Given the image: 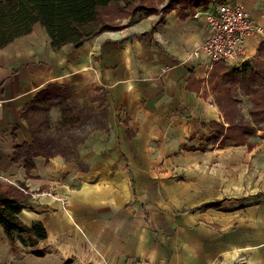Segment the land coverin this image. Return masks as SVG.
<instances>
[{
    "label": "crops",
    "instance_id": "0c3cea01",
    "mask_svg": "<svg viewBox=\"0 0 264 264\" xmlns=\"http://www.w3.org/2000/svg\"><path fill=\"white\" fill-rule=\"evenodd\" d=\"M224 4L242 7L264 29V0H144L145 12L80 49L54 51L37 24L0 50V185L9 179L33 193L20 220L45 225L48 239L40 246L61 264H264V192L241 196V180L229 177L224 190V181L200 165L217 160L226 167L228 154L243 152L231 140L213 141L211 125L225 120L211 77L254 65L264 72V33L249 38L234 65L190 58L211 36L209 14ZM52 84L75 89L83 106L96 108L92 99L103 97L108 127L82 143L80 163L39 157L27 172L13 161L16 148L31 142L23 116ZM50 117L61 121L57 108ZM161 162L174 163L175 180L163 176L158 188L135 187ZM157 194L174 197L182 214L192 209L193 216L142 221V207Z\"/></svg>",
    "mask_w": 264,
    "mask_h": 264
},
{
    "label": "trees",
    "instance_id": "16d2710c",
    "mask_svg": "<svg viewBox=\"0 0 264 264\" xmlns=\"http://www.w3.org/2000/svg\"><path fill=\"white\" fill-rule=\"evenodd\" d=\"M130 0H0V50L22 37L31 35L35 25L46 30L50 45L54 51L62 50L66 45L80 49L84 43L108 31H116V26L103 23L102 11L113 5ZM124 9L119 11V14ZM134 13V12H133ZM221 64V63H219ZM258 65V64H257ZM224 75L212 76L209 84L219 97L218 102L237 103L233 95L244 94L254 107L251 117L254 123L264 131V72L258 66L245 67L243 71L222 69ZM219 79L220 81H216ZM216 81V82H214ZM224 88V93L221 92ZM231 98V99H229ZM235 101H234V100ZM98 106H83L78 102L75 89L52 84L42 91L26 108L24 118L31 133V142H25L16 148L13 161L24 163L27 172L35 167V159L42 157L51 160L61 156L67 162L80 163L79 148L92 131L106 130L109 119L106 101L96 95L92 101ZM228 107V106H226ZM57 108L61 121L52 125L50 112ZM247 124H231L238 137H224L222 127L218 128L216 139L236 141L238 138L254 136L256 129ZM29 197L14 187L0 185V226L9 243L24 248L38 247L48 239L43 223L26 225L20 220L23 204Z\"/></svg>",
    "mask_w": 264,
    "mask_h": 264
},
{
    "label": "rangeland",
    "instance_id": "374dc122",
    "mask_svg": "<svg viewBox=\"0 0 264 264\" xmlns=\"http://www.w3.org/2000/svg\"><path fill=\"white\" fill-rule=\"evenodd\" d=\"M144 0H130L129 2H125L123 5L117 4L113 5L112 7L108 8L106 11H102V20L103 23L109 24L112 26H116L120 21L129 18L133 15H136L142 11L145 12L146 8L142 7V3ZM146 7L149 8V5L147 4ZM124 9V12L122 14H119V11ZM134 12V13H133ZM216 81H220L219 79H216ZM214 81V82H216ZM224 91V88L221 92ZM224 93V92H223ZM241 95H244L242 93L233 95L234 99L237 103H234L230 101L229 104L222 101V103L218 102V98H222L226 100V97L224 95L221 96H214V98L217 101L218 107L220 108V111L223 114L225 124H221L220 127H222L221 130H223L224 137H233L232 139H235L238 137L236 131L229 130L231 124L235 125H241V124H247L246 126L253 127L256 129V134L254 136H247L244 138H238L236 141H232L236 148L239 150H243L242 154H239L238 156H230L229 160L226 165V167H223L220 163L217 164V160L213 162L212 166H208L207 162H201L200 165L207 171V173L210 172V175L216 174L218 177L214 176L217 179H220L223 183L224 181V187L225 190L228 187V177L230 180H241V196L253 194L255 192H264V139L262 136L259 135L260 132H264L262 130V127H260L254 123V120L251 117V112L254 109L250 99L248 98L247 101L244 103L241 101L240 98ZM245 96V95H244ZM246 97V96H245ZM231 99V98H229ZM233 99V100H234ZM234 100V101H235ZM228 106V107H226ZM53 127H56L58 125L57 121H53L52 123ZM218 128H215V133L217 132ZM85 130L87 131H94L90 127H86ZM230 141V140H227ZM226 142H223V144ZM242 155V156H241ZM153 168L150 167L149 171L151 175H149V178L145 177H139L138 180H135L133 184L139 185L142 182L144 185L147 183L150 185V187L158 188L161 178L163 176H167V180H175L176 178V172H175V165L173 162L170 163H155V165H151ZM208 168V170H207ZM188 170V168L183 167L182 171L183 174ZM146 170L144 169V173ZM244 172V175L242 177H239ZM229 173H232L229 175ZM223 175H225L223 177ZM12 180L6 179V184L3 186L8 187H14L17 190L23 192L25 195H27L28 200L30 201L33 199V193L26 187L25 185H14L11 183ZM221 183V184H222ZM239 187H232V192L235 191ZM264 194V193H263ZM35 196V194H34ZM247 198H251L249 195ZM174 197H169L166 199L165 197L161 198L159 194L156 195L154 199H149L147 203L144 204L142 207V213L143 215H139L140 217L143 216L142 221L151 222L153 220L159 219L160 221H163L167 218H177V217H184L186 215H192L193 210H188V214L183 215L182 212L185 210L179 209L178 206L175 205ZM259 199V198H258ZM251 200V199H250ZM257 200V199H255ZM26 201V202H27ZM25 204V203H24ZM187 211V210H186ZM251 212V211H250ZM169 216V217H168ZM193 216V215H192ZM256 213L251 212L250 213V219L247 221L249 224V227L252 230H255L256 227V221L253 219H256ZM41 223V222H40ZM44 225V224H43ZM172 229L177 233V225L172 224ZM45 227V225H44ZM41 247L40 245L38 246ZM38 247L32 248L27 247L24 248L20 244L19 245H11L9 241L7 240L6 236L3 233V229L0 226V264H61L64 263L63 259H60L57 255L53 256V254L49 253V250H47L44 247H41L40 249ZM239 264V263H235Z\"/></svg>",
    "mask_w": 264,
    "mask_h": 264
},
{
    "label": "built area",
    "instance_id": "2783aa9c",
    "mask_svg": "<svg viewBox=\"0 0 264 264\" xmlns=\"http://www.w3.org/2000/svg\"><path fill=\"white\" fill-rule=\"evenodd\" d=\"M208 26L211 28L209 40L195 49L190 58H204L211 65H234L245 51L249 38L264 33L242 7L227 4L209 14Z\"/></svg>",
    "mask_w": 264,
    "mask_h": 264
}]
</instances>
